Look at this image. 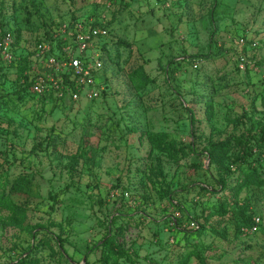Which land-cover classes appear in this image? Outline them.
Listing matches in <instances>:
<instances>
[{"label":"rangeland","instance_id":"rangeland-1","mask_svg":"<svg viewBox=\"0 0 264 264\" xmlns=\"http://www.w3.org/2000/svg\"><path fill=\"white\" fill-rule=\"evenodd\" d=\"M75 22L108 30L104 94L39 99ZM6 35L0 264H264V0H0Z\"/></svg>","mask_w":264,"mask_h":264},{"label":"built area","instance_id":"built-area-1","mask_svg":"<svg viewBox=\"0 0 264 264\" xmlns=\"http://www.w3.org/2000/svg\"><path fill=\"white\" fill-rule=\"evenodd\" d=\"M58 34L65 35L64 39L59 36L61 43L53 37L35 45L27 71L29 92L36 97L68 99L73 103L82 98L98 99L102 92L98 83L103 68L102 41L108 30L104 25L75 22ZM11 48L10 35L0 38V56L6 64L13 61Z\"/></svg>","mask_w":264,"mask_h":264},{"label":"trees","instance_id":"trees-1","mask_svg":"<svg viewBox=\"0 0 264 264\" xmlns=\"http://www.w3.org/2000/svg\"><path fill=\"white\" fill-rule=\"evenodd\" d=\"M95 26H100V25H95ZM105 27V26H104ZM106 28V27H105ZM107 29V28H106ZM51 35H50V31H47L44 35H43V38H41L40 40L37 41V43L43 41V40H51ZM36 43V44H37ZM35 44V45H36ZM105 44L106 42L104 43L103 45V51L105 50ZM1 58V56H0ZM1 61L4 63V61L2 60L1 58ZM29 69V68H28ZM26 79H27V83H26V88L27 90L29 91V83H28V77L26 76ZM104 93L101 92V95H103ZM39 99H43V98H47V97H37ZM255 162H258L257 159H255ZM250 180L256 182L258 184V182L260 183V179L257 175V173L253 170H251L250 172ZM29 188H30V184H29V181L24 178V177H19L17 179H15L11 184H10V187H9V196L10 195H18V194H26L29 192ZM0 204L3 206V207H6L8 210H15L16 209V206L11 202L10 198L7 197V198H3L0 200ZM241 226H247V225H240L239 227H235V228H241ZM237 232V231H236ZM86 264V263H85Z\"/></svg>","mask_w":264,"mask_h":264}]
</instances>
